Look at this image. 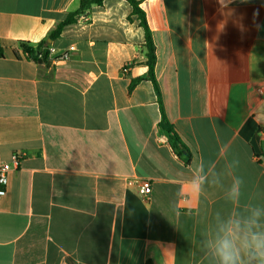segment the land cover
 <instances>
[{
    "label": "crops",
    "instance_id": "crops-1",
    "mask_svg": "<svg viewBox=\"0 0 264 264\" xmlns=\"http://www.w3.org/2000/svg\"><path fill=\"white\" fill-rule=\"evenodd\" d=\"M79 1L0 0V264H199L201 232L228 206L191 190L190 166L222 169L226 144L245 194H264V0H140L159 98L126 0L48 38ZM42 40L46 62L18 47Z\"/></svg>",
    "mask_w": 264,
    "mask_h": 264
},
{
    "label": "clouds",
    "instance_id": "clouds-1",
    "mask_svg": "<svg viewBox=\"0 0 264 264\" xmlns=\"http://www.w3.org/2000/svg\"><path fill=\"white\" fill-rule=\"evenodd\" d=\"M229 151L226 144L219 149L222 169L203 158L190 166L191 190L219 189L228 206L215 211L201 232L199 264H264V194H245V180L236 174L239 160L228 159Z\"/></svg>",
    "mask_w": 264,
    "mask_h": 264
},
{
    "label": "trees",
    "instance_id": "trees-1",
    "mask_svg": "<svg viewBox=\"0 0 264 264\" xmlns=\"http://www.w3.org/2000/svg\"><path fill=\"white\" fill-rule=\"evenodd\" d=\"M103 0H80L79 1V6L78 8L70 12L66 18L57 26V28L52 31L48 38L51 41H54L57 39L60 35L62 30L71 24L76 23L77 19L79 16L86 10L88 9L91 5H101ZM129 5L132 8V13L136 15L139 21V26L143 30V35H144V41H143V53L145 56V65L147 66V71H146V78L152 83L153 88L156 92L157 97H160V92L159 88L157 85V82L155 80V75H154V68H155V48L154 44L152 41L151 37V32L147 26L145 16L143 11L139 8V2L140 0H126ZM18 47L23 53V55L31 59L35 62H46L47 57L49 55V45L45 40L40 41L39 43L33 45L31 43L25 42V41H19ZM2 55V52L0 50V56ZM140 79H136L132 82L130 85V88L133 87L135 83H137ZM162 126L170 133L173 143L175 147L179 148L181 146L180 142L178 139L175 137V135L172 133L171 128L169 125H167L164 117L162 121Z\"/></svg>",
    "mask_w": 264,
    "mask_h": 264
},
{
    "label": "built area",
    "instance_id": "built-area-1",
    "mask_svg": "<svg viewBox=\"0 0 264 264\" xmlns=\"http://www.w3.org/2000/svg\"><path fill=\"white\" fill-rule=\"evenodd\" d=\"M73 49V47H70L69 50ZM53 49L49 48V52H52ZM68 57V53L64 52L59 55V60H64ZM22 153H15L12 156V163H17L19 159L22 157ZM11 170V164L10 163H0V199L5 195L6 192V186L8 182V173ZM125 183L127 186H134L137 190V192L142 196H148L151 192L150 184L147 180L141 179H126Z\"/></svg>",
    "mask_w": 264,
    "mask_h": 264
},
{
    "label": "water",
    "instance_id": "water-1",
    "mask_svg": "<svg viewBox=\"0 0 264 264\" xmlns=\"http://www.w3.org/2000/svg\"><path fill=\"white\" fill-rule=\"evenodd\" d=\"M262 148H263V150H264V140L262 141Z\"/></svg>",
    "mask_w": 264,
    "mask_h": 264
}]
</instances>
